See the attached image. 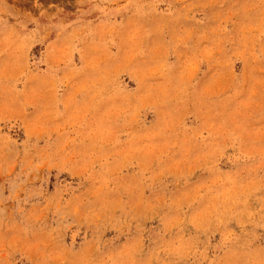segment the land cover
Segmentation results:
<instances>
[{"label": "rangeland", "instance_id": "obj_1", "mask_svg": "<svg viewBox=\"0 0 264 264\" xmlns=\"http://www.w3.org/2000/svg\"><path fill=\"white\" fill-rule=\"evenodd\" d=\"M0 264H264V0H0Z\"/></svg>", "mask_w": 264, "mask_h": 264}]
</instances>
